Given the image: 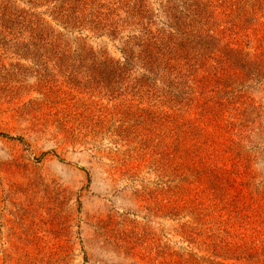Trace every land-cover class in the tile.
<instances>
[{"label":"rangeland","instance_id":"rangeland-1","mask_svg":"<svg viewBox=\"0 0 264 264\" xmlns=\"http://www.w3.org/2000/svg\"><path fill=\"white\" fill-rule=\"evenodd\" d=\"M141 2L0 0V264H264V0Z\"/></svg>","mask_w":264,"mask_h":264},{"label":"trees","instance_id":"trees-1","mask_svg":"<svg viewBox=\"0 0 264 264\" xmlns=\"http://www.w3.org/2000/svg\"><path fill=\"white\" fill-rule=\"evenodd\" d=\"M140 2L142 1V0H139ZM141 4H143L142 2H141Z\"/></svg>","mask_w":264,"mask_h":264}]
</instances>
